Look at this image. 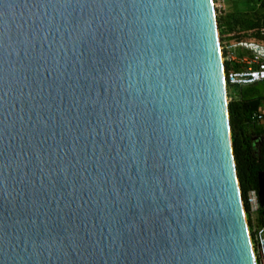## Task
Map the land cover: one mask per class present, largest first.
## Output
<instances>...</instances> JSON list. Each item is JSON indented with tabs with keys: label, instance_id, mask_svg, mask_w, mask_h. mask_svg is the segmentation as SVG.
I'll use <instances>...</instances> for the list:
<instances>
[{
	"label": "water",
	"instance_id": "1",
	"mask_svg": "<svg viewBox=\"0 0 264 264\" xmlns=\"http://www.w3.org/2000/svg\"><path fill=\"white\" fill-rule=\"evenodd\" d=\"M225 98L210 0H0V264H255Z\"/></svg>",
	"mask_w": 264,
	"mask_h": 264
},
{
	"label": "trees",
	"instance_id": "2",
	"mask_svg": "<svg viewBox=\"0 0 264 264\" xmlns=\"http://www.w3.org/2000/svg\"><path fill=\"white\" fill-rule=\"evenodd\" d=\"M215 19L221 46L242 40L264 43V0L246 12L224 10ZM224 67L226 70L228 64L224 63ZM225 91L229 99L227 112L234 166L251 233L252 218L245 199L248 191L258 190V175L264 174V115L261 120L254 117L264 103V81L245 86L226 81ZM255 222L264 227V207Z\"/></svg>",
	"mask_w": 264,
	"mask_h": 264
},
{
	"label": "built area",
	"instance_id": "3",
	"mask_svg": "<svg viewBox=\"0 0 264 264\" xmlns=\"http://www.w3.org/2000/svg\"><path fill=\"white\" fill-rule=\"evenodd\" d=\"M213 9L215 8L218 14L224 12L222 5L226 0H211ZM222 50V52H221ZM221 57L223 54L222 63H227L228 68L225 70L223 66V75L225 84L228 81L231 85L245 86L255 82L264 81V43L254 41H236L220 46ZM240 55H239V54ZM264 115V107L254 117L256 120H261ZM246 205L249 208V213L253 221V216H256L259 210L264 207L261 205L258 198L257 190H250L246 194ZM243 204V201H242ZM244 208V206H243ZM245 211V210H244ZM248 229V234H249ZM251 233L253 237H251ZM249 234L254 245L257 247V261L255 264H264V227L255 225ZM250 244L252 247V242ZM252 253L253 248H252Z\"/></svg>",
	"mask_w": 264,
	"mask_h": 264
},
{
	"label": "rangeland",
	"instance_id": "4",
	"mask_svg": "<svg viewBox=\"0 0 264 264\" xmlns=\"http://www.w3.org/2000/svg\"><path fill=\"white\" fill-rule=\"evenodd\" d=\"M258 1L259 0H226L225 2L222 3V5L224 7L225 12H229L231 10L237 11V12H245V11H249L252 8H254L255 5L257 6ZM213 10H214V17H215L218 14V12L215 8ZM220 46H221V44H220ZM221 52H222V50H221ZM222 59H223V54H222ZM223 66H224V63H223ZM228 101H229V99L227 98V94H226V98H225L226 104ZM244 215H245V213H244ZM255 218H256V216H253L254 220H255ZM245 219H246V215H245ZM246 223H247V220H246ZM252 225L254 227L257 224L255 221L252 220ZM247 226H248V224H247ZM248 229H249V227H248ZM250 239H251V237H250ZM251 242H252V248H253V252H254V259L258 263L257 254H256L257 247L254 245V242L252 241V239H251Z\"/></svg>",
	"mask_w": 264,
	"mask_h": 264
},
{
	"label": "crops",
	"instance_id": "5",
	"mask_svg": "<svg viewBox=\"0 0 264 264\" xmlns=\"http://www.w3.org/2000/svg\"><path fill=\"white\" fill-rule=\"evenodd\" d=\"M232 11V10H231ZM246 12V11H245ZM263 106H264V103L261 105V108H260V110H262L263 109Z\"/></svg>",
	"mask_w": 264,
	"mask_h": 264
},
{
	"label": "bare ground",
	"instance_id": "6",
	"mask_svg": "<svg viewBox=\"0 0 264 264\" xmlns=\"http://www.w3.org/2000/svg\"><path fill=\"white\" fill-rule=\"evenodd\" d=\"M211 1V0H210ZM211 5H212V1H211ZM212 7H213V5H212Z\"/></svg>",
	"mask_w": 264,
	"mask_h": 264
}]
</instances>
